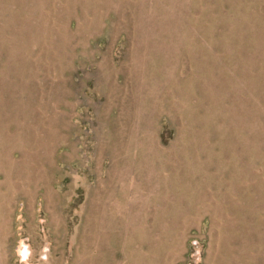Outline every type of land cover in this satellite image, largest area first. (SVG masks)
<instances>
[{
  "label": "rangeland",
  "instance_id": "374dc122",
  "mask_svg": "<svg viewBox=\"0 0 264 264\" xmlns=\"http://www.w3.org/2000/svg\"><path fill=\"white\" fill-rule=\"evenodd\" d=\"M0 264H264V0H0Z\"/></svg>",
  "mask_w": 264,
  "mask_h": 264
}]
</instances>
